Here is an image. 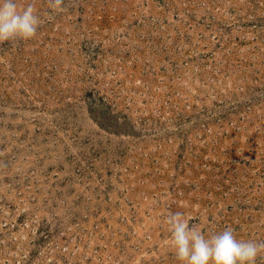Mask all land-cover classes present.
I'll return each instance as SVG.
<instances>
[{
  "label": "rangeland",
  "instance_id": "rangeland-1",
  "mask_svg": "<svg viewBox=\"0 0 264 264\" xmlns=\"http://www.w3.org/2000/svg\"><path fill=\"white\" fill-rule=\"evenodd\" d=\"M16 3L44 23L0 44V264H180L177 211L264 241V0Z\"/></svg>",
  "mask_w": 264,
  "mask_h": 264
},
{
  "label": "clouds",
  "instance_id": "clouds-1",
  "mask_svg": "<svg viewBox=\"0 0 264 264\" xmlns=\"http://www.w3.org/2000/svg\"><path fill=\"white\" fill-rule=\"evenodd\" d=\"M65 0H50L52 12L66 10ZM52 12L47 19H53ZM44 23L35 5L20 8L16 0H0V44L10 41L15 46L37 35ZM193 218L182 212H169L164 218L169 232V244L180 264H256L264 252V241L238 240L231 227L205 235Z\"/></svg>",
  "mask_w": 264,
  "mask_h": 264
}]
</instances>
